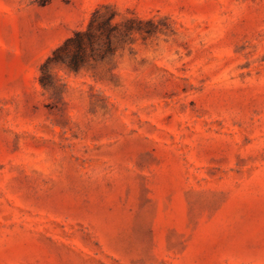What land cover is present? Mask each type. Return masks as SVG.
Here are the masks:
<instances>
[{
	"label": "rangeland",
	"instance_id": "1",
	"mask_svg": "<svg viewBox=\"0 0 264 264\" xmlns=\"http://www.w3.org/2000/svg\"><path fill=\"white\" fill-rule=\"evenodd\" d=\"M0 264H264V0H0Z\"/></svg>",
	"mask_w": 264,
	"mask_h": 264
},
{
	"label": "trees",
	"instance_id": "2",
	"mask_svg": "<svg viewBox=\"0 0 264 264\" xmlns=\"http://www.w3.org/2000/svg\"><path fill=\"white\" fill-rule=\"evenodd\" d=\"M99 15L97 9L88 23L85 30H75L72 35L68 36L62 44L58 45L51 54L46 58L45 62L41 65V70L49 63L64 64L69 69L77 71L85 62V55L87 49L92 50L94 45L95 32L102 34L103 32H109L118 30V23L114 21V15L110 14L102 19L99 23L94 25V16ZM129 29L128 31H132ZM109 38V37H108ZM73 48L69 59L61 55L62 51Z\"/></svg>",
	"mask_w": 264,
	"mask_h": 264
}]
</instances>
